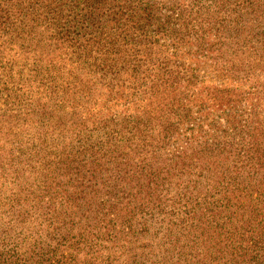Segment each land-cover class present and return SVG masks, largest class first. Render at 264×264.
<instances>
[{
  "label": "trees",
  "instance_id": "1",
  "mask_svg": "<svg viewBox=\"0 0 264 264\" xmlns=\"http://www.w3.org/2000/svg\"><path fill=\"white\" fill-rule=\"evenodd\" d=\"M0 264H264V0H0Z\"/></svg>",
  "mask_w": 264,
  "mask_h": 264
}]
</instances>
